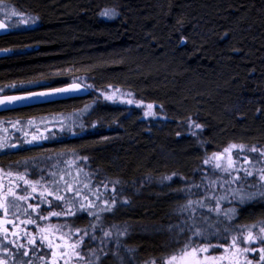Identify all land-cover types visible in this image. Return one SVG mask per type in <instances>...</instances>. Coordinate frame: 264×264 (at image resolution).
<instances>
[{
    "label": "trees",
    "instance_id": "1",
    "mask_svg": "<svg viewBox=\"0 0 264 264\" xmlns=\"http://www.w3.org/2000/svg\"><path fill=\"white\" fill-rule=\"evenodd\" d=\"M4 3L35 18L37 25L0 37V49L10 50L0 59L1 87L37 85L17 88L35 91L73 82L91 85L86 98L20 109L4 117L24 120L67 114L88 105L92 109L84 116L77 136L64 133L58 141L45 145L43 152L6 154L0 167L34 171L35 161L27 157L64 151L88 158L82 164L93 185L119 179L124 186L121 199L126 196L132 202L120 211L121 222L135 226L124 238L137 250L134 264H143L164 251L167 233L143 232L141 228L179 223L175 209L184 203V197L172 189L200 184L205 156L232 143L264 148V0ZM105 9H115L119 15L102 16ZM178 21L186 44L178 42ZM110 90H118L136 103L152 104L156 118H146L134 106L108 103L105 97ZM189 118L202 128L190 126ZM172 173L177 174L172 181L159 183ZM148 177L152 182L144 183ZM111 187L108 184V191L102 186L99 190L108 197ZM136 187L140 191L134 194ZM111 214L104 213L102 223H109L104 217ZM96 219L83 212L62 219L60 225L83 229ZM262 219L261 199L241 206L237 213V220L244 224ZM96 235H102L99 228ZM84 241L85 252L98 244L90 237Z\"/></svg>",
    "mask_w": 264,
    "mask_h": 264
},
{
    "label": "snow or ice",
    "instance_id": "2",
    "mask_svg": "<svg viewBox=\"0 0 264 264\" xmlns=\"http://www.w3.org/2000/svg\"><path fill=\"white\" fill-rule=\"evenodd\" d=\"M0 7H6L3 0H0ZM8 15L16 17L22 16V13L9 8ZM101 15L115 18L119 13L115 9H105ZM20 22L27 23V20L21 19ZM178 23L181 24V28L178 29L181 33L178 42L186 44L187 37L183 34L182 22L178 21ZM5 28V23L0 20V29ZM87 87L90 88L91 85ZM80 90V85L73 82L68 87H51L48 91H29L25 96H5L0 99V106L33 98L67 95ZM105 98L112 99L111 96ZM124 102L130 104L133 101L129 99ZM137 106H141L139 102ZM146 107L148 111L145 115H155L152 112L154 107L152 104ZM189 123L196 129L202 128L201 124L191 121V118ZM192 134L196 135V132ZM28 142L31 143V141ZM10 146L16 147V145ZM245 147L242 144L232 143L225 147L223 152H214L211 156H205L203 164L209 166L212 175H202L200 184L192 183L178 190L172 189L182 193L184 197V203L179 204L175 209V214L180 218L179 223L151 229L141 228L143 232L167 233L161 255L152 257L143 264H253L254 260L256 264H264V219L244 224L237 220L235 207L222 208L225 201L228 204L236 201L244 205L257 197L264 200V148L256 146L247 148L248 152L257 153L253 162L247 155H241L245 152ZM2 148L3 145L0 144V149ZM233 150L236 151V159H233ZM241 158L244 163H240ZM80 159L87 161L88 158L84 156ZM65 163L68 169H74V171L65 169L61 172H49L47 179L42 174L39 178L35 176L30 178L27 171L14 173L12 170L0 168V213H2L0 216V264H9V257H15L17 253L20 257H28L30 251L36 249H47L43 255L36 253L42 264H134L133 254L137 250L128 246L124 238L130 235L135 226L126 221L122 224L112 223L110 226L102 224L100 214L93 211L96 205L89 199L91 195L96 200H100L99 187L102 186L105 191H108V184H111L112 195L103 199L100 212L120 211L124 206L132 203L129 197L124 196L121 199L124 193L121 181L116 179L108 183L101 182L100 186L92 185L87 173L81 178L83 168L78 163L74 164L72 160H67ZM245 164L248 167H245ZM175 175L177 174L172 173L164 176L159 183L163 185L166 181L170 182ZM4 177L9 180L7 184L4 183ZM151 182L152 178L148 177L144 183ZM117 185L120 186L119 191ZM169 187L171 188L170 184ZM193 188L198 191L193 192ZM246 188L258 190L247 192ZM139 191L140 188L136 187L134 194ZM68 193L72 195L68 196ZM194 196L198 198L193 199ZM30 199L36 203H28ZM55 201L62 202L55 204V209L59 210L53 208ZM43 205H47V208L41 213L39 209ZM10 211L11 218H9ZM83 211L97 218L96 223H90L88 228L39 223V221H49L52 217L76 216L77 212ZM221 216L230 222L223 228L220 227L222 221L219 217ZM104 219L107 220V217ZM233 221L235 223H231ZM8 224L12 225V231H9ZM21 225H34L35 232ZM64 228H67V232ZM97 228L102 233L99 237L96 235ZM85 237L98 241L95 248L88 247L87 254L81 251ZM21 240L24 242L21 243ZM253 245L257 246L253 247ZM12 249L16 251L13 252ZM257 252L258 257L255 255ZM250 253L253 254L251 259ZM13 264H32V262L31 259L26 261L21 258L14 260Z\"/></svg>",
    "mask_w": 264,
    "mask_h": 264
},
{
    "label": "rangeland",
    "instance_id": "3",
    "mask_svg": "<svg viewBox=\"0 0 264 264\" xmlns=\"http://www.w3.org/2000/svg\"><path fill=\"white\" fill-rule=\"evenodd\" d=\"M4 5H6V7H0V15L4 18V20L8 23V25L11 27L12 31H20V30H28V29H32L34 27H36L37 22L35 20V22H33V17L29 16V15H24L22 14V16H16V17H11L8 15L9 12V8H12L10 5L4 3ZM21 19L23 20H27V23H21ZM34 86L37 85H28V86H19L18 87H13L11 88V90H15V89H26V88H32ZM107 96H111L112 99H107L108 103L111 104H127L129 106H134L137 107L139 109H142L144 115L145 112L148 111L147 107L143 104H140L141 106H137L136 102H132V103H125L124 101H127L129 99H131L129 96L125 95L124 93L119 92L118 90H110ZM132 100V99H131ZM92 109L91 105L85 106L82 109H79L77 111L71 112V113H67V114H58V115H52V116H43V117H37V118H30V119H24V120H20V119H11V118H0V144L3 145V148L0 150H5L7 148V146L17 143H20V145H24L28 144V141H31V143L34 144H39V143H51L54 141H58L60 138H62V136H64V133H69L68 136L69 137H74V135H77V129L80 128L83 123L84 120V116L88 115L90 113ZM152 112H154V109H152ZM146 118L149 119H155L156 116L149 114V115H145ZM33 137H35V139H33ZM224 149L218 151V152H223ZM39 151L43 152L42 149H39ZM243 155H247L248 158L250 160H252L253 162H255V158L257 157V153H252V152H248L247 148H245V152L241 154ZM232 156L233 159H236V151L233 150L232 152ZM39 164H33V168H36V170H29L31 168H27L28 170V174L29 177H33L35 176L36 178H39V176L42 174L44 175V177L47 179L48 178V173L49 172H61L65 169H68V165L65 163V161L67 160H72L74 162V164L78 163V165L80 167L83 168V159H80V156H76L72 153H67V152H60V153H55L54 155H43L41 157H38ZM240 163H244L243 159L241 158ZM245 167H248L247 164L244 165ZM69 171H74V169H68ZM86 172L84 171L83 168V173H81V178H83L84 174ZM204 174L206 175H212L210 168L208 165H206V170L204 171ZM217 175H219L217 173ZM66 179H68V177H65ZM91 179V178H90ZM254 179V177L252 178ZM91 184L93 185L92 181ZM257 188H246L247 192H255L257 191ZM87 191V190H85ZM100 191V190H99ZM198 191V190H197ZM101 193V191H100ZM68 196H71V193L67 194ZM106 196H103V194L101 193V199L100 200H96L95 197L93 196H89V199L93 200L94 204L96 205V207L93 209V211H96L100 214V216L102 217V215H104V213L106 212H100V208L103 207V199ZM198 197H193V199H196ZM51 199V198H49ZM260 198L257 197L255 198L253 201L246 203L244 205H240L238 202L234 201L232 204H228L226 201L223 203L222 208H227V207H235L237 209V213L239 211V209L241 208V206H245L251 203H254L256 200H259ZM22 204L24 202H21ZM28 203H36V201L34 200H29ZM57 203H62L59 201H55L53 203V208L54 210H59V209H55V205ZM47 208V205H46ZM31 211V210H29ZM40 211V209H39ZM85 213H87L86 211H83ZM83 212H77L78 213H83ZM12 215V214H10ZM11 217V216H10ZM74 216H62V217H52L49 221H39L42 224H46V223H51L54 225H59V220L61 219H65V218H72ZM121 219H123V212H117V213H113L111 214L109 217H107V220L109 221V223H106L105 221L102 224H106L108 226H110L112 223H116V224H122L123 222H121ZM219 219L222 221V223L220 224V227L223 228L225 227L227 224H229L230 222L227 221V219L223 216L219 217ZM231 223H235V221L231 222ZM64 231L65 228H64ZM132 236V233H131ZM21 242V241H20ZM85 243V241H84ZM257 245H253V247H256ZM9 247H11L9 245ZM84 247V244L81 247V251L84 252L85 254H87V252H85L82 248ZM13 252H15V249H12ZM31 252V251H30ZM30 255V253H29ZM253 254H249V258H252ZM255 255L258 257L259 253H255ZM24 259L26 260L27 257H20L19 253L17 254V257H14V260H18V259ZM12 257H9V264H13ZM27 261V260H26ZM253 264H256V261H253Z\"/></svg>",
    "mask_w": 264,
    "mask_h": 264
},
{
    "label": "flooded vegetation",
    "instance_id": "4",
    "mask_svg": "<svg viewBox=\"0 0 264 264\" xmlns=\"http://www.w3.org/2000/svg\"><path fill=\"white\" fill-rule=\"evenodd\" d=\"M0 20H2L0 18ZM4 22V21H3ZM12 30V29H11ZM14 32V31H13ZM1 50H4V49H0ZM9 51H6V55L4 57H7L9 55ZM4 57H0V59L4 58ZM12 87H1L0 86V97H3V96H10V95H16V94H22V93H28L29 90H11ZM25 109V108H24ZM22 110V109H21ZM16 111H20V109L18 110H13V111H8V112H3V113H0V118H4L5 115L7 114H10L12 112H16ZM30 119V118H28ZM21 120V119H20ZM26 120V119H25ZM74 136H77V135H74ZM48 143H39V144H34V143H28V144H25L24 145H20V143H17V144H12V145H16V147H11V146H7V148L5 150H0V159L4 158V156H6V154H20V153H29L30 151H33L34 150H39V149H42L45 145H47ZM32 160V161H35L34 164H39V159L38 158H30V157H27L26 160ZM33 166V165H32ZM2 169H5V170H10L8 168H3V167H0ZM36 169V168H35ZM14 173L16 171H19L21 173H23L24 171V167H22V169L20 167H14L11 169ZM9 182L8 178L7 177H4V183L7 184ZM55 205V204H54ZM46 209V205H43L40 207V212L43 213ZM11 211L9 212V218H11L10 216ZM0 216H2V213H0ZM62 220V219H61ZM59 220V225L61 224ZM40 223V222H39ZM42 224V223H41ZM9 231H12V225L11 224H8L7 225ZM21 227H27L29 231H32V232H35V227L34 225H27V226H24V225H21ZM66 232V231H65ZM24 241L21 240V243H23ZM37 244L39 245V240H37ZM47 251V249H36L35 251H31L30 252V255L26 258V260H29L31 259V262L32 264H42V262L37 258V255L36 253L39 252L40 255H43V253ZM18 254V253H17ZM17 257V255L15 256ZM14 260V257H12L11 261Z\"/></svg>",
    "mask_w": 264,
    "mask_h": 264
},
{
    "label": "water",
    "instance_id": "5",
    "mask_svg": "<svg viewBox=\"0 0 264 264\" xmlns=\"http://www.w3.org/2000/svg\"><path fill=\"white\" fill-rule=\"evenodd\" d=\"M5 25H6L5 29H0V37L9 35L10 33L13 32L11 31L10 27L6 23ZM5 55H6V51L1 50L0 57H4ZM78 84L80 85V89H81L79 92H74V93L67 94V95H56V96H51L47 98H33V99H29V100L22 101V102H16L15 104L7 105V106H0V113L18 110V109L36 107V106L54 103L58 101L88 97L90 94V90L88 89V87H86L85 85L81 83H78ZM70 85L71 83L61 86V87H68ZM48 90L50 89L35 90V91H48ZM28 93H22V94L10 95V96H25V95H28ZM4 97L5 96L0 97V99H3Z\"/></svg>",
    "mask_w": 264,
    "mask_h": 264
}]
</instances>
